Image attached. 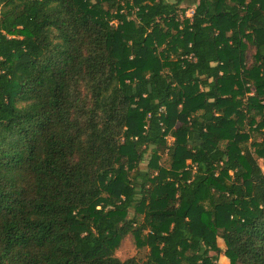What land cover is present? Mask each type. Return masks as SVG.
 Instances as JSON below:
<instances>
[{
  "label": "trees",
  "instance_id": "obj_1",
  "mask_svg": "<svg viewBox=\"0 0 264 264\" xmlns=\"http://www.w3.org/2000/svg\"><path fill=\"white\" fill-rule=\"evenodd\" d=\"M184 1L0 0V264H264V0Z\"/></svg>",
  "mask_w": 264,
  "mask_h": 264
},
{
  "label": "rangeland",
  "instance_id": "obj_2",
  "mask_svg": "<svg viewBox=\"0 0 264 264\" xmlns=\"http://www.w3.org/2000/svg\"><path fill=\"white\" fill-rule=\"evenodd\" d=\"M199 0H185L182 4L183 7H190L193 8ZM193 13V10L190 9L188 11V15H191ZM253 50H248L246 53V64L250 65L253 62L252 55ZM252 94V93H251ZM258 136V135H257ZM169 140H172L170 137ZM258 140H261V137H258ZM149 158L146 159L145 162L141 164V168L144 170L147 169V163ZM260 164L264 167L262 160L260 161ZM133 215V213H131ZM149 252L148 247L141 248L138 246V243L135 241L133 235L128 234L121 242L120 247L116 251V255L121 258L122 260H125L127 258L136 256L141 259H145L147 254ZM219 262L221 263H227V259L224 256V254H220L219 256Z\"/></svg>",
  "mask_w": 264,
  "mask_h": 264
}]
</instances>
